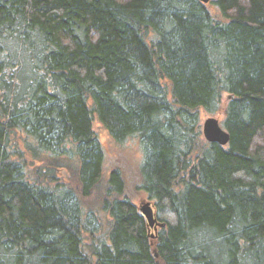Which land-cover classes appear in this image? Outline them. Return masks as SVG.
<instances>
[{"label":"trees","instance_id":"trees-1","mask_svg":"<svg viewBox=\"0 0 264 264\" xmlns=\"http://www.w3.org/2000/svg\"><path fill=\"white\" fill-rule=\"evenodd\" d=\"M0 264H264V0H0Z\"/></svg>","mask_w":264,"mask_h":264},{"label":"rangeland","instance_id":"rangeland-1","mask_svg":"<svg viewBox=\"0 0 264 264\" xmlns=\"http://www.w3.org/2000/svg\"><path fill=\"white\" fill-rule=\"evenodd\" d=\"M214 14L216 11L212 9ZM223 104L227 102V97H224ZM215 117L221 123L224 119L223 114L217 113L214 115L208 114L205 111L201 113V125L202 129L205 121L210 118ZM95 131L101 139V142L106 151V165L107 169L105 176H109L110 171L115 168H120L123 172L124 178L127 184V193L139 207L147 202H151L149 196L143 190H140L138 186L142 184L141 182V167L142 161L144 159L143 149L141 143L136 138H130L123 144L117 143L109 134V132L96 121L94 125ZM155 234V232H153Z\"/></svg>","mask_w":264,"mask_h":264},{"label":"water","instance_id":"water-1","mask_svg":"<svg viewBox=\"0 0 264 264\" xmlns=\"http://www.w3.org/2000/svg\"><path fill=\"white\" fill-rule=\"evenodd\" d=\"M211 1L213 0H201V2L204 4H209ZM203 134L209 143H218L221 146L228 145L231 139L230 133L225 128H223L221 122L215 117H210L205 121ZM139 211L147 218L150 227H155L156 224L160 227L165 226V224L159 223L155 217L154 208L151 202L141 205L139 207Z\"/></svg>","mask_w":264,"mask_h":264}]
</instances>
